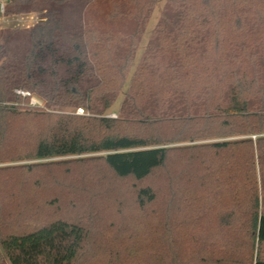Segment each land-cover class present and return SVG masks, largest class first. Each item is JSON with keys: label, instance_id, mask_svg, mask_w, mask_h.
<instances>
[{"label": "trees", "instance_id": "trees-1", "mask_svg": "<svg viewBox=\"0 0 264 264\" xmlns=\"http://www.w3.org/2000/svg\"><path fill=\"white\" fill-rule=\"evenodd\" d=\"M34 1L40 0H6V11L18 14ZM41 1L47 8L29 28L22 55L6 45L9 34L0 41V163L102 152L116 177L136 182L159 169L180 178L193 164L200 175L189 195L218 205L226 228L241 224L243 257L236 262L264 264V27L247 29L233 16L243 5L263 10L264 0H166L118 117L103 112L124 83L156 0H100L110 5L111 18L131 20L126 31L71 30L52 6L68 0ZM243 29L247 40L233 37ZM16 89L47 107L82 105L93 115L41 109ZM53 163L3 165L0 172L24 174L15 178L24 186L34 167ZM196 187L206 189L204 196ZM156 199L152 185L137 188L140 207ZM25 219L0 235L10 264L75 263L86 236L82 225L52 215Z\"/></svg>", "mask_w": 264, "mask_h": 264}, {"label": "rangeland", "instance_id": "rangeland-1", "mask_svg": "<svg viewBox=\"0 0 264 264\" xmlns=\"http://www.w3.org/2000/svg\"><path fill=\"white\" fill-rule=\"evenodd\" d=\"M165 1L156 0L152 6L124 83L112 104L103 112L104 116H119L123 93ZM52 6L58 10L66 27L75 31L87 28L126 31L133 26L129 18H111L110 5L105 1L68 0ZM7 7L9 5L5 3L0 14V41L9 34L11 37L6 45L15 57H19L30 45L29 28L40 18V12L46 10L47 4L41 0L25 4L26 11L18 14L7 12ZM233 16L240 17L243 27L250 29L254 26L263 31L264 9L261 7L239 6ZM245 33L243 29L233 37L245 41L249 38ZM262 37L264 41V31ZM39 102L41 109L47 111L76 113L80 107L83 108L81 115H93L82 105L47 107L44 101L39 99ZM24 107L20 106L21 109ZM25 148L22 147L23 151L30 147ZM100 154L103 153L0 163V166L41 161L58 163L34 167L29 173L33 176L31 183L24 186L15 181V178L23 179L24 174L20 177V172H11L9 176L14 180L10 181L7 172H0V235L15 226L19 219L24 223L26 217L52 215L77 222L86 231L74 264H239L236 261L243 257L239 244L244 241L241 221H235L240 224L237 228H226L218 221V209L221 210L218 205L204 201L205 197L189 195L200 175L193 164L185 167L180 178L172 180L171 174L159 169L147 180L136 182L131 178L116 177ZM79 157L85 158L75 160ZM143 184L154 187L157 199L140 207L136 191ZM196 188L199 195L204 196L206 189ZM260 249L264 250V244ZM217 258L223 261L217 263ZM227 259L231 260L226 262ZM0 264H10L1 248Z\"/></svg>", "mask_w": 264, "mask_h": 264}, {"label": "built area", "instance_id": "built-area-1", "mask_svg": "<svg viewBox=\"0 0 264 264\" xmlns=\"http://www.w3.org/2000/svg\"><path fill=\"white\" fill-rule=\"evenodd\" d=\"M1 8H3V5H0ZM15 92L17 94H20L22 96H29V104L30 105H40L39 99L36 98L35 96L31 95L28 91L26 90H22V89H16ZM76 113L77 114H82L83 113V109L82 108H77L76 109Z\"/></svg>", "mask_w": 264, "mask_h": 264}, {"label": "crops", "instance_id": "crops-1", "mask_svg": "<svg viewBox=\"0 0 264 264\" xmlns=\"http://www.w3.org/2000/svg\"><path fill=\"white\" fill-rule=\"evenodd\" d=\"M6 0H4V2H0V5H3V8L0 7V14L2 13L3 9H4V4L6 3L5 2ZM4 16V15H3ZM0 18H1V15H0ZM1 24V22H0ZM2 28V27H1Z\"/></svg>", "mask_w": 264, "mask_h": 264}]
</instances>
